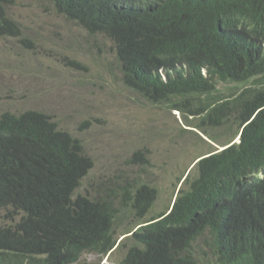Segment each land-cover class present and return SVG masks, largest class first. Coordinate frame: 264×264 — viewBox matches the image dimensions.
<instances>
[{
  "label": "trees",
  "instance_id": "obj_1",
  "mask_svg": "<svg viewBox=\"0 0 264 264\" xmlns=\"http://www.w3.org/2000/svg\"><path fill=\"white\" fill-rule=\"evenodd\" d=\"M12 1L0 0V37L21 36ZM45 1L112 42L126 88L188 113L222 149L198 156L174 205L154 213L158 192L146 183L79 193L93 168L81 141L43 112L4 111L0 214L10 223L0 225V264H87L86 253L122 250L116 264H264V0ZM214 125L225 127L223 142ZM124 208L133 227L119 241Z\"/></svg>",
  "mask_w": 264,
  "mask_h": 264
},
{
  "label": "rangeland",
  "instance_id": "obj_2",
  "mask_svg": "<svg viewBox=\"0 0 264 264\" xmlns=\"http://www.w3.org/2000/svg\"><path fill=\"white\" fill-rule=\"evenodd\" d=\"M8 14L21 36L0 37V114L40 111L79 139L93 161L78 190L82 195L106 196L113 189L119 192L146 183L158 192L152 208L158 213L171 205L179 180L196 158L211 146L221 150L191 127L197 121L188 113L186 121L181 112L148 103L126 88L115 47L107 38L89 35L45 0H13ZM232 87L218 85L224 93ZM224 130L208 128L220 142L226 138ZM138 151L144 159L132 160ZM120 199H114L118 207ZM2 215L0 225L10 223ZM132 227V215L124 208L115 226L119 241ZM198 243L202 246L203 240ZM124 253L119 251L112 259L86 253L82 262L116 264Z\"/></svg>",
  "mask_w": 264,
  "mask_h": 264
},
{
  "label": "clouds",
  "instance_id": "obj_3",
  "mask_svg": "<svg viewBox=\"0 0 264 264\" xmlns=\"http://www.w3.org/2000/svg\"><path fill=\"white\" fill-rule=\"evenodd\" d=\"M236 142H238V138L236 139ZM222 149V148H221ZM263 175V174H262ZM262 175H260V176H262ZM178 191V190H177ZM176 196H177V193H176ZM176 198V197H175ZM174 202H175V200L173 201V203H172V206L174 205ZM172 209V208H171ZM108 258V257H107Z\"/></svg>",
  "mask_w": 264,
  "mask_h": 264
}]
</instances>
